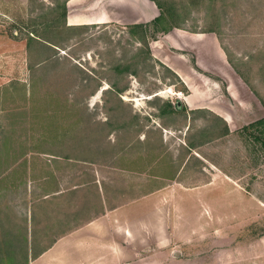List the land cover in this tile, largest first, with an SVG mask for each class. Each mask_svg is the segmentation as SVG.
<instances>
[{"label":"rangeland","instance_id":"1","mask_svg":"<svg viewBox=\"0 0 264 264\" xmlns=\"http://www.w3.org/2000/svg\"><path fill=\"white\" fill-rule=\"evenodd\" d=\"M89 1L68 0L67 23L73 8L84 21L90 9L121 20L68 31L64 0H0V141L16 139L22 152L0 163V234L14 251L2 264H28L62 232L144 195L141 211L160 213L161 239L178 250L162 246L156 264H264V146L243 130L264 117V0H161L175 27L218 36L220 74L197 66L195 46L174 27L150 25L146 57L130 32L135 16ZM51 20L45 33L59 45L29 47V31ZM174 46L188 47L181 55ZM167 100L189 113H162Z\"/></svg>","mask_w":264,"mask_h":264},{"label":"crops","instance_id":"2","mask_svg":"<svg viewBox=\"0 0 264 264\" xmlns=\"http://www.w3.org/2000/svg\"><path fill=\"white\" fill-rule=\"evenodd\" d=\"M102 0H90L89 6L102 4ZM111 6L118 7L135 16L130 20L131 23L148 22L159 15V7L154 0H108ZM75 0H71V3ZM74 6V5H73ZM76 9L70 11L68 17L69 24L83 23H103L109 20L120 21V18L109 19L105 11H92L88 15L89 21L82 20V15L75 14ZM77 20V21H76ZM173 31L185 33V39L194 45L197 66L200 69L212 73L220 74L222 56L219 46L218 36L213 32L188 31L180 27H174ZM169 33V32H168ZM207 35H211L207 39ZM214 35V36H213ZM158 40L152 42L155 44ZM181 55L187 49L184 46H174ZM204 55L211 60L212 66L206 65L208 62L203 58ZM159 59H163L157 56ZM185 57H187L185 55ZM205 64V65H204ZM193 71L197 70L193 65ZM180 77L190 90H193V83L182 72L176 69ZM202 71V72H204ZM196 72V71H195ZM207 82L208 77L202 73ZM197 73V72H196ZM214 85L218 83L213 80ZM181 93V92H178ZM188 97V95H187ZM189 105L191 98H186ZM149 195L137 197L118 206H110L103 209L99 214L88 218L74 227L59 234L52 243L38 256L32 257L29 264H147L145 259L149 258L150 264H156V254L162 250H169L178 255L176 245L169 246L166 239H161V225L155 223V218L160 215L155 210L146 217V212L141 207L149 199ZM150 219L146 220V219ZM171 240V239H170ZM192 241V240H191ZM163 243V245H161ZM188 243V242H185ZM166 246H168L166 248ZM186 247V245H185ZM153 249V253L145 255V250ZM155 250V251H154Z\"/></svg>","mask_w":264,"mask_h":264},{"label":"trees","instance_id":"3","mask_svg":"<svg viewBox=\"0 0 264 264\" xmlns=\"http://www.w3.org/2000/svg\"><path fill=\"white\" fill-rule=\"evenodd\" d=\"M67 1L68 0H64V2H63V10L61 12V14L63 15V18H64L63 26L66 28V30L72 31L73 29H75L77 27H82V26L88 25V24H68L67 23V3H68ZM154 1L158 4V6L161 9L159 15H157L152 20V22H148V23L147 22H137V23H133V24L130 25V32L132 34H134L136 37H138V39L142 42V44L140 46V53L145 52L146 53V57H152L153 56L152 49H151V46H150V40L148 38V36L150 34V25L152 23H154L157 33L161 32V31H169L170 29H172L175 26L183 27L180 24L175 23V21H174L175 16L174 15L176 13L173 12L172 8L165 7L161 0H154ZM57 24H55L54 21L51 20L50 22H46L45 23L44 31H40L37 27L32 28L29 31L28 36H27L28 37V41H27L28 46L31 47L33 42H34V40L35 41H39L40 43H43L45 46L50 47V48H55L56 45H59L57 40H54L53 37H51L49 34L45 33L48 30L52 29V27L55 28L57 26ZM212 31L217 32V30H215V29H212ZM156 35L157 34H153L152 37H156ZM49 59L54 60L55 59V54L50 55ZM228 59L234 65L236 70L241 74V76L246 80V82L249 83V80L237 68V66L233 63V60L230 57H228ZM30 67L33 69L35 66L31 65ZM115 67L119 71H123V70L129 69L128 66H123L121 64L117 65ZM171 70L173 71V74L176 77V79L179 82L183 83L185 85V87H186V83L183 81V79L180 77V75L176 71H174L173 69H171ZM131 72H133V71H131ZM33 83L34 82H32V85H33ZM172 83L176 84L177 81L176 82L174 81ZM186 89H187V87H186ZM112 90H114L117 93H119V92L122 91V88H118L116 86V84L113 83ZM177 111L188 112L189 113V111L186 110V108L184 106L175 105L169 100L165 101V104L161 108V112L162 113H164V112L176 113ZM38 125L46 127V124L44 122H40V123H38ZM243 130L249 131V133L253 134L257 140H261V142L263 143V146H264V136H261L262 132L264 131V117L259 118L257 120H254L250 124L245 125L243 127ZM2 140H3V142H8V143L6 145L7 147H4L5 151H3V153L0 155V163H2V162L4 163V161H6L5 165H7V167H9L13 162L16 161V159L20 158L19 156H20V153H22V152H19V154L17 155L18 152H17V150L15 148L16 145L13 144V142L16 139L12 140V139H10V137H8V136L5 137L4 136V138H2ZM3 142L0 141V145L3 144ZM193 143L194 142H190V144H193ZM23 154L26 155L27 152H25ZM7 167H3L2 170L0 171V181L4 177L2 175H3L4 171H6L5 169ZM49 245L44 246L40 250L34 251V253H33L34 257L38 256ZM6 249H9L8 251H10V252H14L13 248L8 245V242H7L6 245L4 244L3 236H1V234H0V264L3 263L5 258H7L5 256V254H4V250H6ZM27 258H29V256H27ZM27 263L29 264V260H28ZM11 264H20V263H17V262L15 263V261H13Z\"/></svg>","mask_w":264,"mask_h":264}]
</instances>
